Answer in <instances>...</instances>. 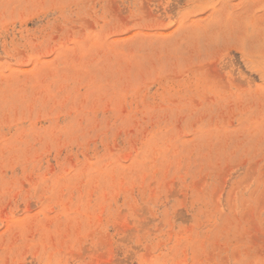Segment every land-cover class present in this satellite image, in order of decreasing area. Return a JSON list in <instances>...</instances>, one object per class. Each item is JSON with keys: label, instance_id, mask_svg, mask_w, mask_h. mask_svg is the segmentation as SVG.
Masks as SVG:
<instances>
[{"label": "rangeland", "instance_id": "1", "mask_svg": "<svg viewBox=\"0 0 264 264\" xmlns=\"http://www.w3.org/2000/svg\"><path fill=\"white\" fill-rule=\"evenodd\" d=\"M0 264H264V0H0Z\"/></svg>", "mask_w": 264, "mask_h": 264}]
</instances>
